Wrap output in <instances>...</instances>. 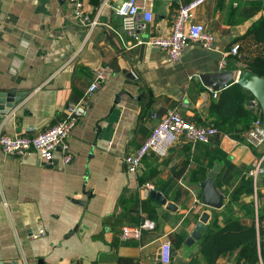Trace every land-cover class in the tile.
Instances as JSON below:
<instances>
[{"label": "crops", "instance_id": "0c3cea01", "mask_svg": "<svg viewBox=\"0 0 264 264\" xmlns=\"http://www.w3.org/2000/svg\"><path fill=\"white\" fill-rule=\"evenodd\" d=\"M82 1L99 23L92 30L78 23L72 0H0V94L19 96L1 111L2 134L35 136L53 127L69 103L84 97L94 71H109L68 138L70 164H64L61 149L46 165L37 153L12 158L0 148V262L163 264L161 247L169 241V264H209L200 241H187L206 212L208 226L212 219L222 226L235 219L252 223L248 205L257 214L264 211V175L253 180L250 195L231 200L241 181L235 169L246 174L264 157V146H249L246 133L237 140L220 131L210 144L182 139L167 157L145 158L137 173L127 171L123 158L135 153L170 111L197 126L217 125L220 118L211 107L235 79L215 98L201 75L217 69L235 76L246 69L231 50L264 17V0H207L189 22L214 35V48L190 44L179 61L151 40L170 36L179 9L193 0H156L144 43L123 29L116 14L123 0ZM255 104L247 102L260 115ZM225 159L231 167L217 185L225 191V204L208 208L202 184L216 164L221 174ZM147 183L176 210L153 198ZM145 220L153 228L139 241L123 240V229ZM36 229L46 234L33 239ZM215 264L249 263L234 250Z\"/></svg>", "mask_w": 264, "mask_h": 264}, {"label": "built area", "instance_id": "2783aa9c", "mask_svg": "<svg viewBox=\"0 0 264 264\" xmlns=\"http://www.w3.org/2000/svg\"><path fill=\"white\" fill-rule=\"evenodd\" d=\"M156 0H123L116 8V14L121 17L124 31L134 38L138 43H144L142 34L147 31L148 25L153 21V7ZM207 0H193L191 3L182 6L174 19L172 31L168 37H158L151 40L169 53L171 61H179L183 49L190 44H196L205 49H213L215 37L206 31L204 25L190 23L193 11L205 3ZM75 17L78 23L92 30L99 23L86 11L82 0H72ZM150 42V41H149ZM232 55H239V46L235 45L231 50ZM109 75L105 67H100L94 71V79L87 89L81 101L69 103L62 118L51 128L37 134L29 136L26 134L6 135L0 132V148L12 158L26 157L31 153H37L41 161L46 165H51L55 160V153L61 149L63 152V162L68 165L73 157L68 150V138L87 114V100L100 88ZM213 96H219L218 91H213ZM220 131L213 125L197 126L186 120L177 111H170L160 124L153 130L145 143L133 154L123 158L127 171L137 173L140 171L145 158L155 155L159 158L168 156L172 148L182 139L193 145L209 144ZM247 144L254 148L264 146V119L262 113L257 115L250 129L246 132ZM248 175L254 181L264 175V157L253 162L248 169ZM145 189L154 191V185L147 183ZM153 224L145 220L139 227H127L123 229V240L139 241L143 231L152 229ZM43 229H36L31 232L33 239L44 236ZM171 243L165 241L161 247V261L169 264L171 261ZM145 264V263H139ZM264 264V263H263Z\"/></svg>", "mask_w": 264, "mask_h": 264}, {"label": "trees", "instance_id": "16d2710c", "mask_svg": "<svg viewBox=\"0 0 264 264\" xmlns=\"http://www.w3.org/2000/svg\"><path fill=\"white\" fill-rule=\"evenodd\" d=\"M235 44H239V55L235 57L246 65V69L264 78V17L242 37L236 39ZM241 57L245 58L242 60ZM253 99L251 93L239 84H232L222 91L219 100L211 107V111L220 118L217 125L213 126L231 138L241 139L243 133L250 129L257 117L254 108L247 106V102ZM222 165L217 185H220L222 173L224 174V171L231 167L226 159ZM235 177L241 178V181L231 200L238 201L253 192L254 182L248 175V169L246 174L235 169ZM246 212L247 215L254 217L250 224L244 220L235 219L219 226L215 224L214 219L211 220L206 234L199 242L200 253L207 263L215 264L222 254L234 250H238L240 259L249 264H259L260 260L264 263V211L259 209L257 214L255 207L248 205Z\"/></svg>", "mask_w": 264, "mask_h": 264}, {"label": "water", "instance_id": "95a60500", "mask_svg": "<svg viewBox=\"0 0 264 264\" xmlns=\"http://www.w3.org/2000/svg\"><path fill=\"white\" fill-rule=\"evenodd\" d=\"M235 79L234 83L239 84L243 89L251 93L257 104L259 105L263 119H264V78L258 76L249 69H243L239 71L235 76L234 73L228 71L215 70L214 73L201 75L202 82L213 88L215 91H220L223 86L231 85L232 80ZM14 93H2L0 94V118L2 115L1 111L7 108L11 109L14 106V102L17 101ZM220 165L216 164L213 169L208 173L207 179L202 184V203L204 206L212 209H221L225 204V191L217 188V178ZM152 197L159 200L163 205H166L168 210L175 211L176 207L172 203H167L166 199L162 197L160 193L152 191ZM83 204V203H82ZM210 220L209 213H204L201 216L200 222L196 227L195 232L191 238L187 241L188 245L193 244L196 241H200L204 234L208 230V222ZM0 264H19L18 261L11 263Z\"/></svg>", "mask_w": 264, "mask_h": 264}]
</instances>
